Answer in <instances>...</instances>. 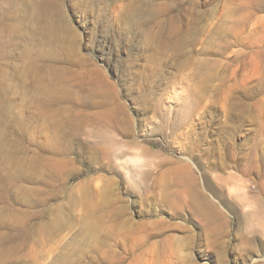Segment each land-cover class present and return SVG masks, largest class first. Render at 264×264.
<instances>
[{"label":"rangeland","instance_id":"rangeland-1","mask_svg":"<svg viewBox=\"0 0 264 264\" xmlns=\"http://www.w3.org/2000/svg\"><path fill=\"white\" fill-rule=\"evenodd\" d=\"M0 264H264V0H0Z\"/></svg>","mask_w":264,"mask_h":264},{"label":"bare ground","instance_id":"bare-ground-1","mask_svg":"<svg viewBox=\"0 0 264 264\" xmlns=\"http://www.w3.org/2000/svg\"><path fill=\"white\" fill-rule=\"evenodd\" d=\"M199 199H200V196H199L198 193H195L193 198L191 199V204L193 206L195 214H197L199 216H205V217H207V216L216 217L218 215V211L219 210L217 209V207H215L216 205H214L212 201L208 202L207 199L204 197V199L202 200V205L203 206H199V203L197 201Z\"/></svg>","mask_w":264,"mask_h":264}]
</instances>
